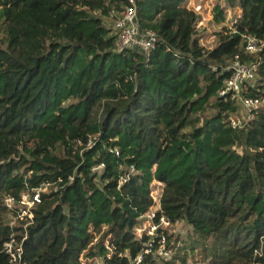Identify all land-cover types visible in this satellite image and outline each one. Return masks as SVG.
Segmentation results:
<instances>
[{"label":"trees","instance_id":"1","mask_svg":"<svg viewBox=\"0 0 264 264\" xmlns=\"http://www.w3.org/2000/svg\"><path fill=\"white\" fill-rule=\"evenodd\" d=\"M135 1L150 57L116 52L107 20L128 0H0V216L45 190L25 229L0 231V264H264V108L234 128L240 106L221 96L239 57L258 65L244 96L264 101V47L245 53V37L264 44V0H224L218 24L239 14L212 50L187 0ZM155 183L157 229L138 234ZM178 224L191 235L176 249Z\"/></svg>","mask_w":264,"mask_h":264},{"label":"built area","instance_id":"2","mask_svg":"<svg viewBox=\"0 0 264 264\" xmlns=\"http://www.w3.org/2000/svg\"><path fill=\"white\" fill-rule=\"evenodd\" d=\"M137 7L135 0H128V6L121 15L117 18L114 25V32L117 36L116 52L118 54L138 50L146 57L157 50L158 48V36L152 31H141L137 23ZM245 53L249 55L257 54L262 50L264 44L260 43L255 37H245ZM229 74L228 79L224 82V88L221 92L222 97H230L235 100L245 113V122H240L231 118V124L234 128L242 129L245 124L252 122L256 118V114L262 109V102L259 99L247 98L244 96L245 90L249 87L253 88L256 83L258 65L246 64L237 57L233 63L225 70ZM104 169V166H99L93 169L94 173H100ZM135 172V169L131 168L130 175ZM130 175H127L122 183L129 181ZM160 190V188H159ZM43 190H35L32 194H24L21 201L18 203L11 197H6L3 201L4 208L13 214L15 222L23 221L27 219L31 222L33 219L32 210L41 203L40 195ZM160 195V192H159ZM159 195L152 197L154 199L156 207L147 217L149 225L155 218V212L159 209ZM17 206H21L17 208ZM27 222V223H28ZM161 225L164 228H168L169 224L165 219L160 220ZM145 225V224H144ZM145 227V226H144ZM152 228V227H151ZM156 231V227L152 228ZM147 231L145 228L140 233ZM151 231V230H150ZM152 235L151 232H149ZM165 240H163V243ZM8 253L11 255L14 261H16V253L18 256L21 254V249H17L16 253L13 252L12 244L7 245ZM167 255V253H163ZM162 255V253H161Z\"/></svg>","mask_w":264,"mask_h":264},{"label":"rangeland","instance_id":"3","mask_svg":"<svg viewBox=\"0 0 264 264\" xmlns=\"http://www.w3.org/2000/svg\"><path fill=\"white\" fill-rule=\"evenodd\" d=\"M186 4L189 8L194 9L200 17L197 26V36L200 40L201 46H203L208 50L214 49L217 44V34L222 30L223 26L233 25L232 21L235 13L229 10L226 15L225 22H223V24H218L215 18H217V15L219 14L218 11L220 10V8H225L224 0H187ZM115 22L116 21L114 20L113 17L107 20V24L112 28H114ZM262 107L264 108V101L262 102ZM233 118L234 120L245 122V113L241 107H239V111L237 115H235ZM22 161H23V166L21 170H19V174H22L25 169L29 168V165H27L26 163L27 162L26 159ZM159 188H160L159 185L156 183L152 186V192L154 197L159 195L160 192ZM43 191L45 192V190ZM20 207L21 206H17V208ZM147 218L148 217L145 218L144 228L148 232L151 230L150 232L153 234L155 230H153L152 229L153 227L149 225L150 223L148 222ZM0 221H1L0 231L8 230L11 234H13L16 230H20L21 228L25 229L26 224L28 222L27 219H24L23 221L15 222L13 218V214L11 212H8L5 215L0 216ZM170 233L173 235L171 246H176V249L179 248V246H181L179 245V243H183V242L187 243L191 235L190 228L185 224H178L176 226H173L170 230ZM138 234L141 233L139 232ZM161 256H163L164 258H170L171 253H167V255L162 253ZM188 257H189L188 264H205L199 252H196L194 256L190 254Z\"/></svg>","mask_w":264,"mask_h":264},{"label":"crops","instance_id":"4","mask_svg":"<svg viewBox=\"0 0 264 264\" xmlns=\"http://www.w3.org/2000/svg\"><path fill=\"white\" fill-rule=\"evenodd\" d=\"M235 14L234 15H238L239 13L238 12H234Z\"/></svg>","mask_w":264,"mask_h":264}]
</instances>
